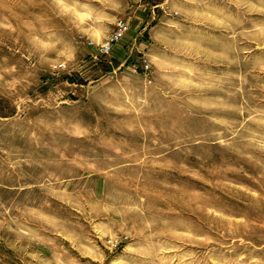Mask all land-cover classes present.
<instances>
[{
  "label": "rangeland",
  "instance_id": "374dc122",
  "mask_svg": "<svg viewBox=\"0 0 264 264\" xmlns=\"http://www.w3.org/2000/svg\"><path fill=\"white\" fill-rule=\"evenodd\" d=\"M0 264H264V0H0Z\"/></svg>",
  "mask_w": 264,
  "mask_h": 264
},
{
  "label": "built area",
  "instance_id": "2783aa9c",
  "mask_svg": "<svg viewBox=\"0 0 264 264\" xmlns=\"http://www.w3.org/2000/svg\"><path fill=\"white\" fill-rule=\"evenodd\" d=\"M130 28V24L127 19L120 17L116 21L115 30L111 36L102 45V50L105 52H110L112 47L121 40Z\"/></svg>",
  "mask_w": 264,
  "mask_h": 264
},
{
  "label": "crops",
  "instance_id": "0c3cea01",
  "mask_svg": "<svg viewBox=\"0 0 264 264\" xmlns=\"http://www.w3.org/2000/svg\"><path fill=\"white\" fill-rule=\"evenodd\" d=\"M128 22H129V21H128ZM129 24H130V22H129ZM131 28H132V27H131V24H130V28H129L128 32H130ZM128 32H127V33H128ZM127 33H126V34H127ZM125 36H126V35H125Z\"/></svg>",
  "mask_w": 264,
  "mask_h": 264
}]
</instances>
